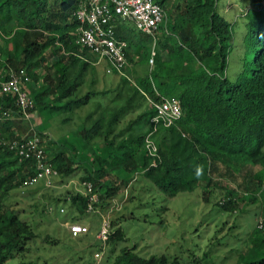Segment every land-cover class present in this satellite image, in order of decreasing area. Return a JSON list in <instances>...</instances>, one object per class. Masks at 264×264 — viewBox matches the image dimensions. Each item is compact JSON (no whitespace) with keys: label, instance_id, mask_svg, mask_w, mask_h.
Instances as JSON below:
<instances>
[{"label":"trees","instance_id":"trees-1","mask_svg":"<svg viewBox=\"0 0 264 264\" xmlns=\"http://www.w3.org/2000/svg\"><path fill=\"white\" fill-rule=\"evenodd\" d=\"M251 2L252 8L245 14L241 74L235 83L228 78L235 27L218 11L219 0H160L168 18L156 33L155 43L153 37L145 35L136 40L133 28L117 25V35L129 44L128 63L132 64L134 45L139 61L143 56L147 65L154 49V65L149 73L136 75L134 84L115 73L121 77L117 97L109 106H97L80 131L86 147L102 143L104 148L102 155L94 157L93 168L84 169L81 179L91 182L99 194L95 209L112 203L121 193L127 194L133 180L141 175L168 198L205 188L203 199L207 203L213 188L224 183L227 200L221 202L223 211H236L242 201H259L264 216V0ZM77 6L78 0H0V68L27 72L31 79L28 88L34 91V113L43 107L74 112L94 96L108 95L89 92L73 99L90 67L82 59L87 51L76 44L79 23L73 13ZM40 70L45 71L44 77ZM39 84L34 90L33 85ZM50 98L60 105H47ZM163 98L178 100L182 116L169 128L161 123L153 127L155 110L150 102L159 103ZM144 103H149L151 110L120 129ZM2 105L16 110L9 95L0 97ZM29 123L0 120V264L16 252H25L27 242L35 237L30 226L7 206L10 193L35 175L34 165L21 160L1 141L3 137L8 141L21 139L24 134L18 126ZM39 126H31L26 135L31 138L43 133ZM46 137L48 161L60 177L77 173L81 165L67 155L65 145L57 148V142ZM148 137L157 147L154 155L145 151ZM65 201L70 203L71 215L90 213L89 196L78 192ZM109 237L112 248L125 240L119 228ZM250 247L254 259L246 264H264V235L258 230ZM113 264L180 262L164 255L146 259L124 248Z\"/></svg>","mask_w":264,"mask_h":264},{"label":"rangeland","instance_id":"rangeland-1","mask_svg":"<svg viewBox=\"0 0 264 264\" xmlns=\"http://www.w3.org/2000/svg\"><path fill=\"white\" fill-rule=\"evenodd\" d=\"M252 6L251 0H219L218 11L235 27L233 52L228 67V78L233 83L239 80L241 74L245 14ZM127 27L135 30L131 23H127ZM12 28L16 29V26ZM133 35L136 40L142 39L137 30ZM171 36L178 39L175 35ZM135 49L133 45L132 64L125 71V76L133 84L136 75H145L153 68L151 63L144 64L143 56L139 61L140 55L135 53ZM107 68L106 62L99 65L90 63L84 83L73 99L89 92L108 93L107 96H94L88 105L74 112L65 113L51 107L39 108L34 113L35 120L18 126L26 135L31 126L40 125V131L50 135L54 143L57 142V148H60L59 144L65 145L63 150L81 165V169L68 178L61 176L54 179L51 187L47 185V180H41L31 187L15 189L10 193L8 209L15 211L21 221L30 226L35 237L27 242L25 252L14 253L4 264H113L124 248L135 250V253L146 259L164 255L171 261L178 260L180 264H246L253 260L250 242L257 234L262 205L259 201L255 204L242 201L236 211H223L221 202L227 200L224 183L213 188L207 203L203 199L205 188L168 198L151 182L138 175L127 194H119L112 203H102L85 216L70 214V203L65 199L78 192L85 194L81 180L85 175L84 169H92L94 157L102 155L104 149L102 143L96 147H86L80 131L83 126H87V117L96 111L97 106H109L119 93L121 77L108 73ZM39 74L44 77L45 71L40 70ZM40 85H33L34 90ZM31 90L29 92L32 95L34 91ZM47 105L60 104L50 98ZM149 110V103L140 105L138 111L131 113L121 123L120 129L126 128L131 121ZM104 218L110 223V234L119 228L125 240L112 248L109 237L107 246L104 245L105 250L101 251L104 246L98 235ZM73 224H83L90 231L73 237L70 231ZM97 254L100 256L96 257Z\"/></svg>","mask_w":264,"mask_h":264},{"label":"built area","instance_id":"built-area-1","mask_svg":"<svg viewBox=\"0 0 264 264\" xmlns=\"http://www.w3.org/2000/svg\"><path fill=\"white\" fill-rule=\"evenodd\" d=\"M73 17L79 23L76 44L87 51V57L84 56L82 59L92 65L106 62L107 72L120 76H125L129 65L126 57L129 44L117 35V25L131 23L141 35L153 37L155 43L156 33L168 18L160 0H78ZM152 51L150 63L153 66L155 51L154 49ZM30 83L31 79L24 70L16 73L7 67L0 68V97L11 96L16 107L14 110L11 107L0 106L1 121L35 120L34 100L28 88ZM150 103L155 110V116L151 120L153 127L161 123L163 127L169 128L182 116L180 102L174 98H163L159 103ZM1 135L2 133L0 137ZM46 135L37 132L31 138L23 135L21 139L10 141L5 140V137L1 138L2 143L21 160L31 161L34 165L35 175L25 179L23 187H31L41 180H47V185L51 187L53 180L60 177L58 171L48 161L47 150L44 147L48 142ZM145 151L150 155L157 152L154 140L150 137L146 140ZM82 185L85 189L84 195L90 197L88 211L92 213L96 210L94 205L99 203V194L95 193L91 182L86 181ZM257 230L264 235V216L258 219ZM70 231L73 237H79L88 234L90 230L83 224H73ZM109 235L110 223L105 219L98 239L106 243ZM99 256L100 254L96 255Z\"/></svg>","mask_w":264,"mask_h":264},{"label":"clouds","instance_id":"clouds-1","mask_svg":"<svg viewBox=\"0 0 264 264\" xmlns=\"http://www.w3.org/2000/svg\"><path fill=\"white\" fill-rule=\"evenodd\" d=\"M16 131V130H15ZM50 136V135H49Z\"/></svg>","mask_w":264,"mask_h":264}]
</instances>
